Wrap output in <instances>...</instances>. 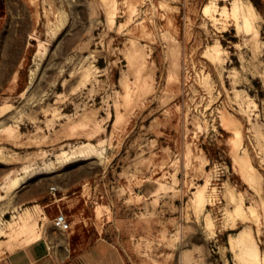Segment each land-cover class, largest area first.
I'll return each mask as SVG.
<instances>
[{"label": "rangeland", "instance_id": "obj_1", "mask_svg": "<svg viewBox=\"0 0 264 264\" xmlns=\"http://www.w3.org/2000/svg\"><path fill=\"white\" fill-rule=\"evenodd\" d=\"M0 195V253L264 264V0H0Z\"/></svg>", "mask_w": 264, "mask_h": 264}, {"label": "crops", "instance_id": "obj_2", "mask_svg": "<svg viewBox=\"0 0 264 264\" xmlns=\"http://www.w3.org/2000/svg\"><path fill=\"white\" fill-rule=\"evenodd\" d=\"M44 237H38L23 246H16L15 243L24 242L25 236L12 240L13 249L10 250L8 247L3 249L0 261H5L6 264H153L157 261L153 258L149 260L127 258L122 249L107 237L90 240L84 236L78 238L79 240L74 239L63 246L69 254L60 255L55 251H49Z\"/></svg>", "mask_w": 264, "mask_h": 264}, {"label": "built area", "instance_id": "obj_3", "mask_svg": "<svg viewBox=\"0 0 264 264\" xmlns=\"http://www.w3.org/2000/svg\"><path fill=\"white\" fill-rule=\"evenodd\" d=\"M53 224L56 228L66 231L70 228L71 222H70L68 216L64 212H59L54 217Z\"/></svg>", "mask_w": 264, "mask_h": 264}, {"label": "bare ground", "instance_id": "obj_4", "mask_svg": "<svg viewBox=\"0 0 264 264\" xmlns=\"http://www.w3.org/2000/svg\"><path fill=\"white\" fill-rule=\"evenodd\" d=\"M17 183H18V178H14V179H12L11 180V182L9 183V188H14V187H16L17 186ZM8 189V188H7ZM9 190V189H8ZM1 196V195H0ZM22 218V220H26V219H28L29 217H28V215H25V216H22L21 217ZM25 224V223H24Z\"/></svg>", "mask_w": 264, "mask_h": 264}]
</instances>
